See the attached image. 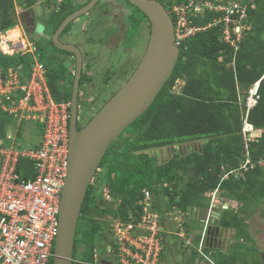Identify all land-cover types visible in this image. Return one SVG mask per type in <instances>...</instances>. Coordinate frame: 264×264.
<instances>
[{
  "label": "trees",
  "instance_id": "trees-1",
  "mask_svg": "<svg viewBox=\"0 0 264 264\" xmlns=\"http://www.w3.org/2000/svg\"><path fill=\"white\" fill-rule=\"evenodd\" d=\"M158 1L174 22V7L192 1L188 7L189 24L204 28L180 43L172 73L149 107L127 126V133L132 135V139L124 137L119 140L118 137L108 147L99 164V168L103 169L102 174L94 178L95 184L103 182L109 187L112 199L100 200V195L99 198L96 196L95 184H89L77 222L73 257L76 258L75 245L81 244V241L90 250L88 254L85 251L81 259L88 262L87 258L91 257L92 260L95 233L105 240L110 229L108 221L107 233L101 231L102 218L121 215L125 219L129 211L136 207L143 188L152 192L160 213L166 214L174 206L183 216L193 208H201L205 212L210 204L205 194L218 188L220 198L232 203L226 209L218 207L219 225L234 229L235 237L227 251L213 248L206 242L205 252L214 264H262L245 218L248 212L259 206L264 213V0H237L245 3L244 19L249 29L245 30L236 50L224 41L222 22L212 24L222 16V11L209 9L204 4L207 1L217 4L228 0ZM196 1L201 2L200 11L194 10ZM132 6L137 14L133 11L129 18L131 25L137 29L141 20L148 22V19L142 11ZM12 8V0H0L1 30L14 25ZM32 39L34 53L7 55L0 52V69L4 73L8 67L20 66L21 71L28 74L36 57L44 65L47 87L53 100L56 103H70L74 74L55 59H43L39 54V43ZM88 79L87 74L82 72L79 91ZM177 80L182 82L176 83ZM257 81V100L247 110L245 102L249 89ZM88 120L82 122L78 118V128ZM244 120L253 126L255 138H244ZM30 126L40 136L45 128L44 123L35 120L17 124L11 113L0 108V136L5 138L8 130L12 129L17 147L24 146V128ZM197 140L200 141L199 145L197 143L190 151L175 152L174 148L166 153L164 160L157 159V148L175 147ZM36 143L29 141L27 145L38 146ZM246 158L250 164L246 168H239ZM15 171L20 178H29L34 172V164L29 158L20 157ZM225 173L226 177L223 178ZM192 222L199 229L202 228L197 220ZM192 222L183 221L186 234L193 229ZM199 234L192 235L195 245L199 242ZM191 251L198 254L195 248H191Z\"/></svg>",
  "mask_w": 264,
  "mask_h": 264
},
{
  "label": "built area",
  "instance_id": "built-area-1",
  "mask_svg": "<svg viewBox=\"0 0 264 264\" xmlns=\"http://www.w3.org/2000/svg\"><path fill=\"white\" fill-rule=\"evenodd\" d=\"M191 4L192 1L174 7V43L178 47L187 37L204 28L189 24L188 7ZM204 4L209 9L222 11V16L212 24L222 22L223 39L236 50L245 30L249 29L244 19L245 3L228 0L217 4L207 1ZM196 5L201 6V2L196 1L194 8ZM0 50L9 55L34 53L35 45L22 27L14 26L0 30ZM249 92L250 98L245 102L247 110L258 97L256 85ZM68 106L69 103H56L53 100L47 87L44 65L36 57L28 74H24L20 66L8 67L4 73L0 69V107L11 113L17 122L35 120L45 126L36 143L38 146L17 147L12 132H8L5 138L0 136V264H51L58 230L61 191L66 177ZM247 126L253 128L244 120L242 134L246 140L253 139L251 129H247ZM20 157L29 158L34 164V172L29 178H20L15 171ZM249 164L246 158L239 168H246ZM100 193L104 200L111 201L112 196L106 184ZM205 195L210 204L202 219L198 244L195 245L186 236L182 213L174 206L166 214L160 213L152 192L143 188L136 207L129 211L125 219L121 215L109 218L110 229L104 248L114 255L118 264H160L162 233L166 230L163 220L171 216L182 245L195 248L208 259L205 246L208 231L213 225V210L217 204L226 209L232 203L220 198L218 188ZM99 250V246L93 247L91 261L85 262L81 258L74 261L99 264Z\"/></svg>",
  "mask_w": 264,
  "mask_h": 264
},
{
  "label": "water",
  "instance_id": "water-1",
  "mask_svg": "<svg viewBox=\"0 0 264 264\" xmlns=\"http://www.w3.org/2000/svg\"><path fill=\"white\" fill-rule=\"evenodd\" d=\"M85 1L82 0L80 3ZM96 1L90 0L85 6L66 16L53 34L54 46L74 53L76 66L69 106L66 177L61 191L52 264H73V248L80 209L103 156L125 128L149 107L172 73L179 55V47L174 43V22L164 5L158 0H127L142 11L149 22L150 29L144 53L120 88L82 127L78 128V91L82 56L74 45L59 42L57 35L71 20L90 9ZM31 17L34 25L31 31L33 38L37 40L39 33L44 29L43 19L34 21L32 12ZM213 216L215 228H221L219 213L216 210H213ZM212 228L210 227L208 231V237ZM103 263L113 264L105 261Z\"/></svg>",
  "mask_w": 264,
  "mask_h": 264
},
{
  "label": "rangeland",
  "instance_id": "rangeland-1",
  "mask_svg": "<svg viewBox=\"0 0 264 264\" xmlns=\"http://www.w3.org/2000/svg\"><path fill=\"white\" fill-rule=\"evenodd\" d=\"M102 3H105L106 6V13L102 16L105 18L102 25L103 28L97 21L98 25L95 24L93 28L85 27L84 30L80 28L78 33H73L72 35L70 34L69 37L72 41L79 43L82 50H85L87 53L85 57V73L89 79L84 83V86L81 87V90L79 91L80 108L78 109V118H81L82 122H85L86 119L88 120L103 105L104 101L116 92V90H118V88H120V86L127 80L144 53L149 35L148 22H146V20H141L139 28L137 29L135 26L131 25L132 21L131 18H129V14L133 11L136 12V10L125 0H99V4L89 15L96 16L98 10L100 8L102 9V5H104ZM194 10L200 11L201 6L196 5ZM87 17L88 16L85 18ZM71 25H69V28ZM52 52L55 54L54 49H52ZM39 54L43 56L41 52H39ZM176 83H178V80ZM249 98L250 92L248 93L246 99L248 100ZM82 115H85L84 117L87 118L85 119ZM31 128V126L24 128L26 131L23 136L25 139L24 146H26L29 141L38 142L40 140V133L35 128L33 130ZM126 128L125 132L121 136H118L119 140L124 137L132 139V135L127 133L128 129ZM247 129H251V132L255 131L250 126H247ZM130 134H132V132H130ZM253 137L255 138L256 136ZM197 143L199 145L200 141L197 140L196 144ZM195 145L192 143H181L175 147L157 148L156 156L158 160L162 161L165 159L166 153L174 150V148L175 152L182 153L190 151L196 147ZM26 161L24 160V162ZM102 170L103 169L101 168L97 173V176H101ZM96 185L97 184H95L94 188L97 190L96 196L99 198L100 194L98 193L99 191H102L104 183L102 182L99 188L98 185ZM99 199L101 200L103 197L100 195ZM206 211L204 212L201 208H193L190 209L188 213L182 217V219L188 221V223L197 220L198 224H201V219L204 218ZM247 214L248 216L245 218L248 223L247 230L251 236L252 243L258 248L261 262L264 264L263 208L259 206L254 211L248 212ZM102 216H104V214ZM171 218L172 217L169 216L168 219H164L163 223L166 224V230L162 233L163 251L160 257V264H211L210 259L207 260L202 256L199 257L197 254H193L191 248L178 247V243L181 242V237H176L178 236L176 234L178 230ZM102 220L103 224L101 226V231L107 233L106 225L108 223L106 222L109 221V217L104 216ZM194 223L195 222H192L193 229H191L189 234L186 235L191 239L192 235L197 233L199 229L198 225H194ZM212 227L207 239L208 244L213 248L227 251L229 246L234 241V229L227 227L215 228V225ZM78 235L79 233H77V237ZM168 236H172V243L167 241L169 240L168 238H170ZM104 241L105 240H102L99 237L98 233H95L93 239L95 247L100 246L102 243L104 244ZM80 243L81 244L78 243L75 245L76 258H82L85 251L87 254L90 251L88 246L83 244L81 241ZM207 256L209 257V255ZM90 258L91 257H88L87 259L90 261Z\"/></svg>",
  "mask_w": 264,
  "mask_h": 264
},
{
  "label": "flooded vegetation",
  "instance_id": "flooded-vegetation-1",
  "mask_svg": "<svg viewBox=\"0 0 264 264\" xmlns=\"http://www.w3.org/2000/svg\"><path fill=\"white\" fill-rule=\"evenodd\" d=\"M82 0H22L23 4H26V9H23L21 14L19 15L20 18V27H22L25 32L27 33V36L30 37V39L33 41V32L31 31L34 27L32 24V17L31 12L34 14V21H37L38 19H43L44 22V29L41 33H39V38L37 39V42L39 43V51L43 54L45 59L48 61H51L55 59V62H60L63 64V67H66L70 72L74 74L75 72V66H76V60L75 55L72 52L59 49L56 46H54L53 43V34L58 28L59 24L62 22V20L68 16L73 11L82 8L85 6L90 0H86L83 3H80ZM105 1V0H104ZM99 4V0H97L93 6L88 9L83 14L77 16L75 19L71 20L65 28H63L57 35V40L63 44H72L75 47H77L82 56V72H85V57L87 55L85 50H82V47L79 43H76L75 41H72L69 37L70 34L78 33L80 28L82 30L87 28H93L95 24L98 25V23L102 26L105 18L102 16L106 13V6L105 3H102V9L98 10V13L95 15L90 16L89 14L94 11V8ZM31 10V11H29ZM38 14H37V13ZM88 16L87 18H85ZM1 17L2 13L0 10V25H1ZM14 18V16H13ZM61 18L60 22L59 19ZM98 21V23H97ZM72 24V25H71ZM69 25L70 28H69ZM69 28V29H68ZM103 28V26H102ZM101 28V29H102ZM106 35V34H105ZM35 40V39H34ZM52 49L55 50L52 52ZM60 51H58V50ZM62 51L69 52V54H66ZM101 168L98 170L100 171ZM97 171V173L99 172ZM97 173L94 177H96ZM94 179V178H93ZM95 180H92V183L95 184ZM101 182L97 183L98 188L101 186ZM96 185V186H97ZM99 191V190H98ZM99 194L101 195L100 191ZM105 244H101L99 246V253H98V262L99 264H104L105 262H110L113 264H118L116 258L111 253H108L106 249L104 248ZM93 255V251H92ZM93 257V256H92ZM76 259V258H75ZM76 263V262H73ZM77 264H84V263H77Z\"/></svg>",
  "mask_w": 264,
  "mask_h": 264
},
{
  "label": "crops",
  "instance_id": "crops-1",
  "mask_svg": "<svg viewBox=\"0 0 264 264\" xmlns=\"http://www.w3.org/2000/svg\"><path fill=\"white\" fill-rule=\"evenodd\" d=\"M12 3H14V8H15V14H13V16H14V21H15V25L16 24H18V23H20V18H19V15L21 14V12L23 11V9H26L25 7H27L26 6V4H23L22 3V0H13V2ZM17 12V13H16ZM37 13V12H36ZM38 14V13H37ZM43 24H44V22H43ZM182 81H179L178 80V83H181ZM175 88H176V86H175ZM192 144H196V142H191ZM197 145V144H196ZM218 204L216 205V211H217V209H218ZM218 212V211H217ZM219 213V212H218ZM163 223H164V220H163ZM178 235V234H177ZM168 237H170V238H168L169 240H167L168 242H173V240H172V236H168ZM177 238H178V236H176ZM182 241V240H181ZM178 247H180V248H185L182 244H181V242L180 243H178ZM165 249V248H164ZM200 257V256H199ZM209 259H210V263L211 264H214L213 263V261L211 260V258H210V256H209ZM208 260V259H207Z\"/></svg>",
  "mask_w": 264,
  "mask_h": 264
},
{
  "label": "clouds",
  "instance_id": "clouds-1",
  "mask_svg": "<svg viewBox=\"0 0 264 264\" xmlns=\"http://www.w3.org/2000/svg\"><path fill=\"white\" fill-rule=\"evenodd\" d=\"M12 2H13V0H12ZM12 9H13V14H15L14 3H13V8H12ZM16 13H17V12H16ZM14 26H20V23H18V24H16V25L14 24L12 27H14ZM10 28H11V27H10ZM7 29H8V28H7ZM0 30H1V28H0ZM0 52H1V50H0ZM1 53H2V52H1ZM3 54H4V53H3ZM7 55H9V54H7ZM46 83H47V82H46ZM254 85H256V87H258V81L255 82ZM254 85H253V86H254ZM253 86H252V87H253ZM252 87H251V88H252ZM249 90H250V89H249ZM112 95H113V94H112ZM112 95H111V96H112ZM111 96H110V97H111ZM78 97H79V91H78ZM110 97H109V98H110ZM109 98H108V99H109ZM69 106H70V103H69ZM0 108H1V107H0ZM69 109H70V108H69ZM5 111H6V110H5ZM69 115H70V110H69ZM22 121L29 122V121H33V120H21L20 122H22ZM20 122H17V124H20ZM252 127H253V126H252ZM8 132H9V133L12 132V134L14 135V131H13L12 129L8 130ZM8 132H7V133H8ZM123 132H124V131H123ZM116 140H117V139H116ZM26 146H28V145H26ZM23 147H25V146H23ZM23 147H22V148H23ZM166 148H167V147H166ZM171 151H172V150H171ZM153 153H155V152L153 151ZM168 154H169V153H168ZM98 169H99V166H98V168H97V170H96V173H97ZM96 173H95V174H96ZM94 176H95V175H94ZM93 178H94V177H93ZM214 210H216V209H214ZM218 219H219V217H218ZM183 221H185V220L183 219ZM201 224H202V222H201ZM213 225H214V224H213ZM211 227H212V226H211ZM199 232H200V229H198L197 233H199ZM206 242H207V241H206ZM206 254H207V253H206ZM197 255H198V256H201L199 253H198ZM202 257H203V256H202ZM208 259H209V257H208ZM74 260H75V258L73 257V262H75Z\"/></svg>",
  "mask_w": 264,
  "mask_h": 264
}]
</instances>
